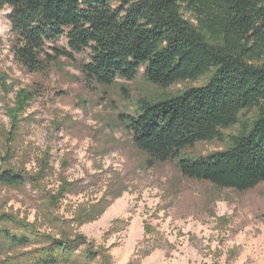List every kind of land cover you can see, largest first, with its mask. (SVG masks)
<instances>
[{"label":"rangeland","instance_id":"rangeland-1","mask_svg":"<svg viewBox=\"0 0 264 264\" xmlns=\"http://www.w3.org/2000/svg\"><path fill=\"white\" fill-rule=\"evenodd\" d=\"M8 12L0 10V163L36 180L0 182V215L56 238L85 235L109 264H264V183L238 192L188 179L176 162L152 165L121 117L142 99L180 93L205 77L165 89L140 74L102 86L82 72L86 53L60 57L44 73L29 72L12 51ZM228 146L227 139L203 141L186 154ZM98 205H105L99 215ZM11 225L0 220V230ZM31 247L0 252L13 256ZM85 247L59 264H101L100 257L76 259Z\"/></svg>","mask_w":264,"mask_h":264},{"label":"trees","instance_id":"trees-1","mask_svg":"<svg viewBox=\"0 0 264 264\" xmlns=\"http://www.w3.org/2000/svg\"><path fill=\"white\" fill-rule=\"evenodd\" d=\"M3 9L15 59L29 72L44 73L60 57L86 53L82 72L102 86L140 74L165 89L205 77L202 85L142 99L133 113H122L133 144L152 165L176 162L188 179L238 192L264 183V0H0ZM233 126L239 132L226 135ZM226 139L223 150L186 154L199 142ZM35 180L0 163L4 184ZM98 206L99 215L105 205ZM0 220L13 227H1L0 249L40 244L13 256L0 252V264L66 263L83 245L76 259L110 262L85 235L56 238L29 224L15 226L10 215Z\"/></svg>","mask_w":264,"mask_h":264}]
</instances>
